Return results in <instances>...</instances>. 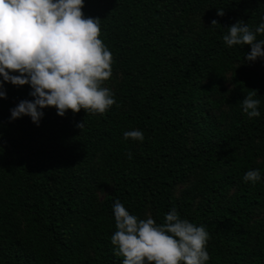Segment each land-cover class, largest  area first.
<instances>
[{"label":"trees","instance_id":"trees-1","mask_svg":"<svg viewBox=\"0 0 264 264\" xmlns=\"http://www.w3.org/2000/svg\"><path fill=\"white\" fill-rule=\"evenodd\" d=\"M82 11L101 20L114 61L104 86L119 107L10 122L33 98L28 85H4L0 264H122L116 200L157 224L175 208L203 225L206 264H264V70L252 69L264 59L247 62L249 46L223 41L237 21L253 31L264 22V0H84ZM248 90L259 117L241 108ZM132 129L142 142L124 140ZM250 170L261 175L254 185Z\"/></svg>","mask_w":264,"mask_h":264},{"label":"clouds","instance_id":"clouds-1","mask_svg":"<svg viewBox=\"0 0 264 264\" xmlns=\"http://www.w3.org/2000/svg\"><path fill=\"white\" fill-rule=\"evenodd\" d=\"M84 0H0V99H6L5 84L28 85L32 100H22L10 109V122L23 116L39 125L43 109L55 108L65 116L84 110L103 115L116 104L114 93L104 86L112 77L113 56L101 37L100 19L85 17ZM223 16V9H217ZM218 25L216 20L211 26ZM264 22L253 31L243 21L227 29L223 41L228 47L249 46L245 61L264 59ZM256 90H248L241 101L251 119L260 116ZM83 128V122L76 125ZM124 140L142 142L139 129L123 133ZM131 158V153H129ZM244 181L261 180L259 170L247 171ZM115 231L111 244L122 264H206L209 233L179 218L175 208L157 224L150 216L130 214L116 200L113 204Z\"/></svg>","mask_w":264,"mask_h":264},{"label":"rangeland","instance_id":"rangeland-1","mask_svg":"<svg viewBox=\"0 0 264 264\" xmlns=\"http://www.w3.org/2000/svg\"><path fill=\"white\" fill-rule=\"evenodd\" d=\"M199 23H194L192 26V31H196L198 29ZM258 65H255L252 67L253 70L255 71H262L264 70V60L260 61L259 63H257ZM100 197H102V194L99 195Z\"/></svg>","mask_w":264,"mask_h":264}]
</instances>
